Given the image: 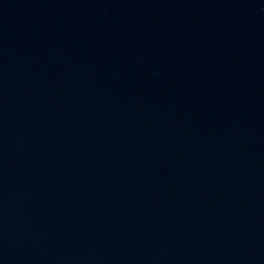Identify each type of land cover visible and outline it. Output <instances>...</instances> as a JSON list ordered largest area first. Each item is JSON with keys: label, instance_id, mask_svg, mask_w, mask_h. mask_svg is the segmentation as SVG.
<instances>
[{"label": "water", "instance_id": "water-1", "mask_svg": "<svg viewBox=\"0 0 264 264\" xmlns=\"http://www.w3.org/2000/svg\"><path fill=\"white\" fill-rule=\"evenodd\" d=\"M0 264H264V0H0Z\"/></svg>", "mask_w": 264, "mask_h": 264}]
</instances>
